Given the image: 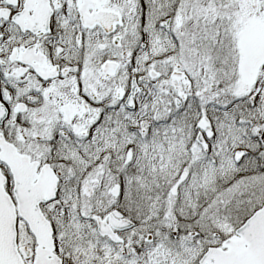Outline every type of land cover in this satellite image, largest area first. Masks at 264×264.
Here are the masks:
<instances>
[{"label":"snow or ice","instance_id":"6c2138e0","mask_svg":"<svg viewBox=\"0 0 264 264\" xmlns=\"http://www.w3.org/2000/svg\"><path fill=\"white\" fill-rule=\"evenodd\" d=\"M0 264H264V0H0Z\"/></svg>","mask_w":264,"mask_h":264}]
</instances>
